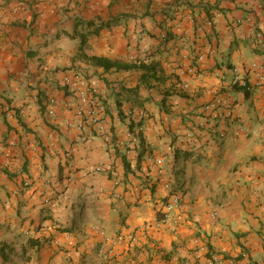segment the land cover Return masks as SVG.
I'll list each match as a JSON object with an SVG mask.
<instances>
[{
  "label": "crops",
  "instance_id": "obj_1",
  "mask_svg": "<svg viewBox=\"0 0 264 264\" xmlns=\"http://www.w3.org/2000/svg\"><path fill=\"white\" fill-rule=\"evenodd\" d=\"M0 264H264V0H0Z\"/></svg>",
  "mask_w": 264,
  "mask_h": 264
},
{
  "label": "built area",
  "instance_id": "obj_2",
  "mask_svg": "<svg viewBox=\"0 0 264 264\" xmlns=\"http://www.w3.org/2000/svg\"><path fill=\"white\" fill-rule=\"evenodd\" d=\"M256 66V65H255ZM259 80L263 79V76H258ZM235 83L241 86L246 85L248 87L247 82L244 80V78H239L238 76H235ZM61 84L69 88L72 92H74L78 103L81 106H84L87 109V113L90 115L92 114H100L104 112V105L97 100L95 97L91 95V92L89 91V88L86 84V81L81 78L79 75L76 74H65L61 77L60 80ZM214 107V104H208L207 108ZM156 164L161 165L162 160L160 158L155 159L154 161ZM103 166H96L95 171H101L103 170ZM110 170V168H108ZM160 171V167L158 172ZM158 181H161V183L166 187H170L169 183L164 182L160 177L158 178ZM45 202H48V200H45ZM161 209L159 211L158 216L156 219L151 221L150 223H145L143 225V229L147 230L151 226L159 227L164 224H169L172 229H175L177 226V218L175 216V210L180 206V199L176 194H171L165 201L161 204ZM216 216V214H213ZM98 233H100L103 237V240L105 243H109L112 245L119 244L123 241H127L129 244L133 243L135 240L134 236H124L123 234L119 233L114 236H110L107 234H104V232L98 230Z\"/></svg>",
  "mask_w": 264,
  "mask_h": 264
},
{
  "label": "trees",
  "instance_id": "obj_3",
  "mask_svg": "<svg viewBox=\"0 0 264 264\" xmlns=\"http://www.w3.org/2000/svg\"><path fill=\"white\" fill-rule=\"evenodd\" d=\"M115 20H116V18H115V19L113 18V19H112V22H114ZM109 23H110V22H107L106 25H109ZM93 61H94L96 64L103 65L105 68H108V66H109V65L106 66V62H105V60L100 59V58H94ZM123 67L125 68V67H127V66H123ZM131 67H134V66H131ZM240 88L243 89V90L245 91V90L247 89V86H246V85H244V86H241V85H240ZM245 93L248 94L247 91H245Z\"/></svg>",
  "mask_w": 264,
  "mask_h": 264
}]
</instances>
